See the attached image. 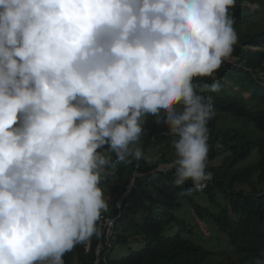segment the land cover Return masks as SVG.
<instances>
[{
  "label": "clouds",
  "instance_id": "9594fccd",
  "mask_svg": "<svg viewBox=\"0 0 264 264\" xmlns=\"http://www.w3.org/2000/svg\"><path fill=\"white\" fill-rule=\"evenodd\" d=\"M236 6L0 0V264H64L77 246L89 252L112 223L103 182L117 162L170 168L178 188L206 186L208 93L235 59ZM149 121L170 137L167 164L143 150ZM252 264H264V249Z\"/></svg>",
  "mask_w": 264,
  "mask_h": 264
},
{
  "label": "trees",
  "instance_id": "16d2710c",
  "mask_svg": "<svg viewBox=\"0 0 264 264\" xmlns=\"http://www.w3.org/2000/svg\"><path fill=\"white\" fill-rule=\"evenodd\" d=\"M249 1L258 6L256 11L241 5V0L232 9L238 35L233 56L237 61L221 66L214 74L220 91L208 93L215 113L208 124L212 179L203 188H194L190 182L178 188L172 169L158 171L155 164L143 160L117 162L115 177L103 182L104 188L111 184L110 209L104 216L119 215L114 232L117 246L126 251L112 258L114 249L101 250L97 256L102 237L93 238L89 252L77 246L65 255L64 264H204L212 256L219 260L215 264H252L264 249V85L260 75L264 72V0ZM250 89V98L242 95ZM145 130V154L159 149V163H169L173 150L166 128L149 121ZM249 156L251 163L246 166L241 161ZM136 172L139 176L120 210L118 201ZM201 198L206 201L199 203ZM184 202L190 204L196 217L214 222L228 237L230 249H219L223 254L218 255L185 236L192 232V223L173 211L186 205ZM175 225V231L170 232ZM148 226L166 227L170 233H148L144 230ZM139 242L143 247L133 250L131 245Z\"/></svg>",
  "mask_w": 264,
  "mask_h": 264
},
{
  "label": "rangeland",
  "instance_id": "374dc122",
  "mask_svg": "<svg viewBox=\"0 0 264 264\" xmlns=\"http://www.w3.org/2000/svg\"><path fill=\"white\" fill-rule=\"evenodd\" d=\"M243 4L245 6L246 5L249 6L250 9L256 10V8H255L256 6L254 3L243 2ZM244 26H245V24L241 27L242 30H244ZM236 61L237 60L234 59V61L231 63L235 64ZM226 63H228V62H226ZM262 84L264 85V82ZM252 87H253V85H252ZM251 90H253V89L242 92V95L245 97H249V93L252 92ZM158 150L159 149H156L155 151L152 150V153L157 152ZM251 158L252 157L249 156L247 159L242 160L241 162L243 164H246V166H248V164L251 163V160H250ZM159 170L167 171V170H170V168H166V167L165 168H159ZM138 176H139V174H138ZM109 185L111 186V184H109ZM109 185H108V187L104 188L105 195H107V196H108ZM198 201H199V203L200 202L204 203L206 200H205V198H201V200H198ZM184 203L186 205H182V207L178 206V207L174 208L173 211L178 216L184 218L185 220L187 219L189 222L192 223V228H191L192 232L186 233L185 236L187 235V237L189 239L195 241L196 243H198L200 245L206 246L207 249H209L211 251H215V253H218L219 249H220V251L222 249H224L225 252L228 249H230L229 243H228V237L223 232L219 231L218 227L214 224V222L212 220H201L200 218L196 217V215H194L193 211L191 210L190 204L186 203V202H184ZM172 228H174V230H172ZM175 229H176V225L170 228V232H174ZM144 230H146L148 233L150 232L152 234L170 233L166 227H150V226H148ZM114 246H115V249H114V252L112 253V258H116L117 255L126 251L125 247L117 246V243H115ZM142 247H143V244L141 242L131 245V248H133V250H138ZM127 248L129 249V245L127 246ZM222 254H223L222 252L218 253V255H222ZM218 261L219 260L217 258L212 256L210 259L206 260L204 264H215Z\"/></svg>",
  "mask_w": 264,
  "mask_h": 264
},
{
  "label": "built area",
  "instance_id": "2783aa9c",
  "mask_svg": "<svg viewBox=\"0 0 264 264\" xmlns=\"http://www.w3.org/2000/svg\"><path fill=\"white\" fill-rule=\"evenodd\" d=\"M103 218L105 221L111 220L112 223L111 224H105V226H104L102 238H101V240L98 243L97 248H96L97 255L99 254V252L101 250L107 249V251H109L112 243L116 239L115 232L113 230V226H114V222H115L117 217L116 218H110V217L104 216ZM107 234H108V240L106 242H104V238L107 236ZM89 249H88V251H89Z\"/></svg>",
  "mask_w": 264,
  "mask_h": 264
},
{
  "label": "bare ground",
  "instance_id": "6f19581e",
  "mask_svg": "<svg viewBox=\"0 0 264 264\" xmlns=\"http://www.w3.org/2000/svg\"><path fill=\"white\" fill-rule=\"evenodd\" d=\"M243 2H245V3H247V2H250L249 0H241V5H244L243 4ZM251 3V2H250ZM245 6V5H244ZM247 6V5H246ZM255 8H256V10L258 9V6L255 4ZM247 7H249V6H247ZM251 11H256V10H253V9H250ZM235 60H237V58L235 57ZM236 63V62H235ZM262 76L264 75V72L261 74ZM263 81H261V83H263L264 82V79H262ZM251 97V93H249V97L248 98H250ZM158 171H161V170H159V168L157 169ZM120 209V208H119ZM118 229H120V228H118ZM113 230H116L115 229V225L113 226ZM107 233V232H106ZM108 240V234H107V236L104 238V242H106ZM115 243L113 242L112 243V245H111V247H110V249H109V251H111V250H113V249H115ZM104 250H106L107 251V249H104ZM109 251H107V252H109ZM95 264H96V262H95Z\"/></svg>",
  "mask_w": 264,
  "mask_h": 264
},
{
  "label": "water",
  "instance_id": "95a60500",
  "mask_svg": "<svg viewBox=\"0 0 264 264\" xmlns=\"http://www.w3.org/2000/svg\"><path fill=\"white\" fill-rule=\"evenodd\" d=\"M137 176H138L137 172L134 173V177H133L132 180L130 181V183H129L128 187H127L126 192L120 197V199H119V203H118V207L120 208V210H121V206H122V200H123L124 196H125L128 192H130V190H131V188H132V186H133V184H134V182H135V178H136ZM96 264H99V262L96 261Z\"/></svg>",
  "mask_w": 264,
  "mask_h": 264
}]
</instances>
